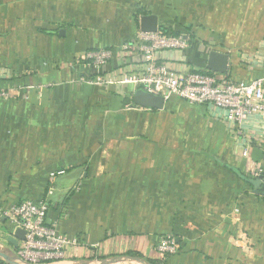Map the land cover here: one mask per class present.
<instances>
[{
  "label": "crops",
  "instance_id": "crops-1",
  "mask_svg": "<svg viewBox=\"0 0 264 264\" xmlns=\"http://www.w3.org/2000/svg\"><path fill=\"white\" fill-rule=\"evenodd\" d=\"M147 14L197 47L190 61L158 51L171 69L205 68L216 50L228 78L264 75V0H0V88L19 95L0 116V201L44 199L47 223L81 239L64 261L40 264H147L166 236L178 250L165 264H264V195L249 182L252 164L264 167V121L238 135L209 105L176 97L126 108L132 87L95 85L76 60L112 48L104 74L141 64L118 49ZM0 222V261L19 264L17 225Z\"/></svg>",
  "mask_w": 264,
  "mask_h": 264
},
{
  "label": "built area",
  "instance_id": "built-area-1",
  "mask_svg": "<svg viewBox=\"0 0 264 264\" xmlns=\"http://www.w3.org/2000/svg\"><path fill=\"white\" fill-rule=\"evenodd\" d=\"M186 45L187 39L181 34L167 35L160 29L155 32L140 31L134 40L120 45L118 51L138 52L141 64L120 74L102 72V67L116 53L112 48L86 50L76 60L93 68L94 76L88 80L95 85H128L133 90L141 89L162 96L164 101L176 97L189 104L209 105L238 135H244L248 119L258 117L264 121V75L250 81H234L216 72L176 71L156 57L160 50L184 49ZM7 97L8 92L0 90V98ZM125 107L133 106L125 104ZM241 153L247 158L248 147H244ZM251 176L253 179L261 177L264 183V167L253 163ZM47 210L48 203L44 199H25L10 204L0 201V218L25 230L15 256L26 264L64 261L68 250H76L83 245L78 236L59 232L54 225L47 223ZM236 243L247 249L250 245L248 236L243 232ZM177 250L178 245L172 236L163 237L155 247L157 255L163 259Z\"/></svg>",
  "mask_w": 264,
  "mask_h": 264
},
{
  "label": "water",
  "instance_id": "water-1",
  "mask_svg": "<svg viewBox=\"0 0 264 264\" xmlns=\"http://www.w3.org/2000/svg\"><path fill=\"white\" fill-rule=\"evenodd\" d=\"M139 29L141 32H155L159 29L157 16L155 14L142 15L139 18ZM228 68V55L226 53L210 50L207 55V61L205 69L211 72L226 74ZM131 102L135 106L149 108V109H162L164 99L162 96L152 95L141 89H136L131 98ZM254 192L264 195V183L261 181V177L256 179H250ZM25 236V230L21 227H15L12 236L8 237V241L15 244L16 240H23ZM15 260L19 264H26L15 256Z\"/></svg>",
  "mask_w": 264,
  "mask_h": 264
},
{
  "label": "rangeland",
  "instance_id": "rangeland-1",
  "mask_svg": "<svg viewBox=\"0 0 264 264\" xmlns=\"http://www.w3.org/2000/svg\"><path fill=\"white\" fill-rule=\"evenodd\" d=\"M160 24H163V21L160 20ZM180 32L183 31L182 28H178ZM168 51H178L181 55L185 56L187 60H192L189 58L190 55H195L197 52V47L194 46L192 43H188L184 49H167ZM197 58V57H196ZM191 68L186 66L185 71H198V72H209L211 71L206 70L202 65H196L195 61L191 62ZM194 66V67H192ZM196 67V68H195ZM0 90H4L8 92V97L7 98H0V116L1 117H12L14 113V103L15 99L19 97V95H16V92H13V88L10 87H3L0 88ZM1 223V222H0ZM3 226L0 224V230H2Z\"/></svg>",
  "mask_w": 264,
  "mask_h": 264
},
{
  "label": "trees",
  "instance_id": "trees-1",
  "mask_svg": "<svg viewBox=\"0 0 264 264\" xmlns=\"http://www.w3.org/2000/svg\"><path fill=\"white\" fill-rule=\"evenodd\" d=\"M159 29L162 30L167 35L178 36L180 34L179 30H173L169 27H165L162 25L159 26ZM130 104H131V106H135V105H133V103L131 101H130ZM126 254L130 255V256L141 257V255H139L136 252H129L128 251V252H126ZM145 261L147 264H165L163 258H160V259L159 258H146ZM0 264H6V263H4L3 261H0Z\"/></svg>",
  "mask_w": 264,
  "mask_h": 264
}]
</instances>
